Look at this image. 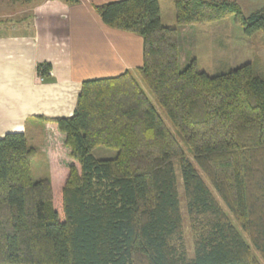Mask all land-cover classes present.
<instances>
[{"label":"trees","instance_id":"16d2710c","mask_svg":"<svg viewBox=\"0 0 264 264\" xmlns=\"http://www.w3.org/2000/svg\"><path fill=\"white\" fill-rule=\"evenodd\" d=\"M172 2L175 24L162 22L159 0L94 10L141 37L137 72L191 158L129 70L83 80L73 113L51 119L62 138L49 176L33 180L24 132L0 137V264H264V72L246 62L212 75L194 57L180 67L178 41L179 26L231 14L245 35L264 34V9ZM37 71L45 78L50 65ZM97 146L117 153L96 158Z\"/></svg>","mask_w":264,"mask_h":264},{"label":"crops","instance_id":"0c3cea01","mask_svg":"<svg viewBox=\"0 0 264 264\" xmlns=\"http://www.w3.org/2000/svg\"><path fill=\"white\" fill-rule=\"evenodd\" d=\"M106 1L34 0L26 14L0 22V137L24 132L47 162L62 138L51 119L73 113L81 82L142 63L141 37L106 25L94 10ZM39 63L50 65L42 81Z\"/></svg>","mask_w":264,"mask_h":264},{"label":"rangeland","instance_id":"374dc122","mask_svg":"<svg viewBox=\"0 0 264 264\" xmlns=\"http://www.w3.org/2000/svg\"><path fill=\"white\" fill-rule=\"evenodd\" d=\"M245 16L264 9V0H237ZM160 8L165 23L175 24V19L171 18L174 10L172 0H159ZM26 4L15 0H0V22L15 20L26 14ZM179 39V63L183 67L192 57L196 58L197 67L208 74H218L227 72L243 63L252 62L258 72H264V34L256 32L253 35H245L241 25L235 20L234 16L228 15L218 21L206 22L192 25H181L178 27ZM137 79L141 88L145 91L150 102L156 108L159 115L167 126L173 131L182 149L189 155V151L183 139L175 132L173 126L161 109L155 95L151 92L147 84L138 74L137 69L130 71ZM61 150H65L62 147ZM60 153V151H58ZM117 150L105 146H97L92 149V154L96 158H112ZM58 162L67 165L70 161L69 156L56 155ZM181 198V207L184 211L182 200V187L180 185V172L176 169ZM31 175L33 180L49 176L48 156L47 162L39 151L31 159ZM209 184L208 180L205 178ZM227 214L236 225L242 236L247 239L245 233L225 207Z\"/></svg>","mask_w":264,"mask_h":264},{"label":"built area","instance_id":"2783aa9c","mask_svg":"<svg viewBox=\"0 0 264 264\" xmlns=\"http://www.w3.org/2000/svg\"><path fill=\"white\" fill-rule=\"evenodd\" d=\"M36 79L39 80V81H42L44 78L42 77V75H40L37 71V74H36Z\"/></svg>","mask_w":264,"mask_h":264}]
</instances>
